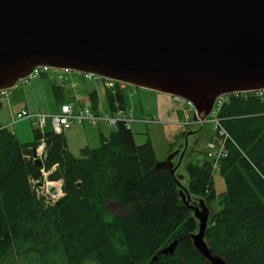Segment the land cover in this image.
<instances>
[{"label": "trees", "instance_id": "16d2710c", "mask_svg": "<svg viewBox=\"0 0 264 264\" xmlns=\"http://www.w3.org/2000/svg\"><path fill=\"white\" fill-rule=\"evenodd\" d=\"M50 90L62 104L60 88ZM123 91L116 85L104 89L110 115L124 111ZM227 100L215 115L228 136L225 157L216 166L224 191L204 239L226 264H264V100L249 94ZM87 104L96 112L95 91L87 94ZM39 138L33 130L32 143L25 146L0 129V264L25 254L61 264H206L185 237L197 224L177 199L171 175L152 171L156 160L148 142L136 145L118 123L98 148H81L74 158L62 135L44 133L42 167H54L50 178L61 183V197L44 205L29 183L36 168L21 154L34 149ZM183 169L187 193L213 202L211 163L204 157ZM108 202L118 215L107 210ZM172 241H177L172 257L150 262Z\"/></svg>", "mask_w": 264, "mask_h": 264}, {"label": "water", "instance_id": "95a60500", "mask_svg": "<svg viewBox=\"0 0 264 264\" xmlns=\"http://www.w3.org/2000/svg\"><path fill=\"white\" fill-rule=\"evenodd\" d=\"M88 74L179 99L203 124L214 100L264 90V0H0V92L36 69ZM201 127V126H200ZM152 168L169 173L196 231L185 237L206 264L204 231L212 212L187 193L184 154L199 129ZM41 176L33 149L22 151ZM178 156L175 166L172 160ZM45 191L54 195L52 186ZM177 241L152 257H172Z\"/></svg>", "mask_w": 264, "mask_h": 264}, {"label": "rangeland", "instance_id": "374dc122", "mask_svg": "<svg viewBox=\"0 0 264 264\" xmlns=\"http://www.w3.org/2000/svg\"><path fill=\"white\" fill-rule=\"evenodd\" d=\"M52 85L60 88L64 103H70L73 111L81 107H88L87 94L95 91L97 115L111 116L106 108L102 87L91 81L82 80L80 74L75 72L38 68L27 79L17 82L13 89L4 91L3 101L0 103V127L6 128L19 144L29 146L32 143V131H35L29 119H21V121L13 123L20 111L26 113L42 112L46 116L44 133L51 132L48 117L59 113V105L51 95L50 87ZM123 92V108L126 116L132 120L129 131L134 142L136 145L148 142L152 147L156 162L164 160L170 152L178 147H180L179 152L183 151L185 136L188 133L196 132L200 126L199 139L184 154L183 166L189 161L200 164L201 160L206 157L204 156V147L214 139L212 126L207 119L203 124H199L196 120L193 121V111L188 104L164 94L130 86H124ZM75 102L79 105L78 108L73 107ZM81 104L84 106H80ZM150 120L153 122H142H149ZM191 122L194 123L191 124ZM75 129L79 133L65 143V149L72 157L78 158L79 149L84 147L88 149L98 148L101 139L107 138L114 127H109L104 122H98L96 126L74 125L71 131ZM74 133L76 134L77 131ZM177 161L178 156L172 160L173 166L177 164ZM207 161L210 162L209 159ZM39 169L40 171L44 170L42 164ZM216 169L217 167L211 169L215 198L210 204H205L212 212V216L220 209L218 205L219 195L224 191L222 179ZM52 171L53 169L45 170V175L41 174L36 182L42 184V187L37 188V190L35 182L29 179L31 189L37 200L42 201L44 205H51L49 199L45 197L47 195L46 186L56 187L61 194L60 181H54L50 178ZM106 208L113 215L120 213L118 207L112 202L106 203ZM211 217L206 223V228L212 224L210 222ZM42 257L35 258L33 254H25L11 259L8 264H61L53 257Z\"/></svg>", "mask_w": 264, "mask_h": 264}, {"label": "built area", "instance_id": "2783aa9c", "mask_svg": "<svg viewBox=\"0 0 264 264\" xmlns=\"http://www.w3.org/2000/svg\"><path fill=\"white\" fill-rule=\"evenodd\" d=\"M45 70V69H44ZM82 80L91 81L95 85H98L102 87L103 89L111 90L116 85L118 89L124 90L123 84L115 83L110 80L101 79L92 75L88 74H80ZM243 94H249L254 96L255 98L259 99V101L264 100V90H257L249 93H243ZM4 95V91L0 92V103H2L3 99L2 96ZM238 94H232V95H223L219 96L214 100L211 112L209 116L207 117V121L211 124L212 130L214 132V137L218 139V141L215 143L213 141H209L205 147H204V156L211 162V169L216 167L218 161L225 157L224 153V142L228 140V136L224 132V130L221 128L219 120L215 117L218 109L223 105L227 104V98L228 96H236ZM21 119H29L31 121V125L33 128H35V131L37 134L40 135L39 140L37 141V145L33 149L35 154V159L38 160L41 164L45 158V143L44 139L42 138V135L44 134V126L46 121V116L42 112H35V113H26L25 111H20L19 114L16 116V120H14L13 123L17 121H21ZM49 125L51 128V132L55 136L62 135L64 137V134L66 131L70 130L74 125H89V126H96L98 122H104L109 127H115L116 124L120 123L123 125L125 129L129 130L130 123L132 120L126 116L124 111H118L114 115L111 116H99L96 112H93L88 109V107H81L77 109L76 111H73L71 109V104L69 103H62L59 105V113L49 116ZM143 123H152L153 121L144 122ZM192 124V123H191ZM2 127H0L1 129ZM41 166V165H40ZM51 169H54L52 167ZM40 171V169H39ZM45 170H41L40 174L45 175ZM47 174V172H46ZM32 181V179H31ZM36 186V183H35ZM36 190L38 187H35ZM52 190L54 192V195H51V193H47L45 196L49 199L50 204L52 205L55 201H57L61 194L59 193V190L57 191L56 187L54 188L52 186Z\"/></svg>", "mask_w": 264, "mask_h": 264}, {"label": "crops", "instance_id": "0c3cea01", "mask_svg": "<svg viewBox=\"0 0 264 264\" xmlns=\"http://www.w3.org/2000/svg\"><path fill=\"white\" fill-rule=\"evenodd\" d=\"M86 102H87V101H86ZM63 103H64V102H63ZM69 104H70V103H69ZM73 104H74L73 107L78 108L79 105L76 104V102L73 103ZM80 106H84V105L81 104ZM86 107H87V106H86ZM74 131H77V133L75 134ZM78 133H79V131H78L77 129H75V130H73V131H71V129H70L69 131H67V133L64 134V141H65V143H67L69 140H71V138L76 137Z\"/></svg>", "mask_w": 264, "mask_h": 264}]
</instances>
